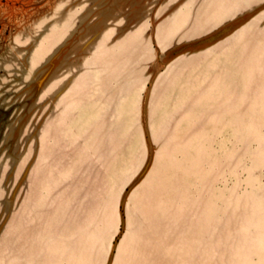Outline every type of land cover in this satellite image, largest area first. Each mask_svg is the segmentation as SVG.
Listing matches in <instances>:
<instances>
[{"label":"rangeland","instance_id":"rangeland-1","mask_svg":"<svg viewBox=\"0 0 264 264\" xmlns=\"http://www.w3.org/2000/svg\"><path fill=\"white\" fill-rule=\"evenodd\" d=\"M0 264H264V0H0Z\"/></svg>","mask_w":264,"mask_h":264}]
</instances>
